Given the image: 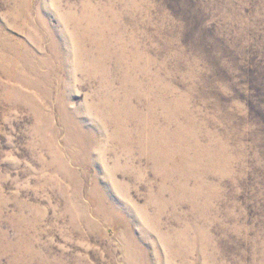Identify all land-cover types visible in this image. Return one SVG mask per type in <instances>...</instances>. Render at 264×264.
Instances as JSON below:
<instances>
[{
	"label": "rangeland",
	"instance_id": "obj_1",
	"mask_svg": "<svg viewBox=\"0 0 264 264\" xmlns=\"http://www.w3.org/2000/svg\"><path fill=\"white\" fill-rule=\"evenodd\" d=\"M0 264H264V0H0Z\"/></svg>",
	"mask_w": 264,
	"mask_h": 264
}]
</instances>
